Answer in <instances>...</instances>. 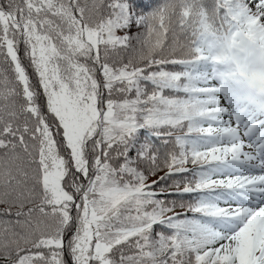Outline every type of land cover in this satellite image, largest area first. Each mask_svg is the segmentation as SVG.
<instances>
[{
  "label": "snow or ice",
  "instance_id": "6c2138e0",
  "mask_svg": "<svg viewBox=\"0 0 264 264\" xmlns=\"http://www.w3.org/2000/svg\"><path fill=\"white\" fill-rule=\"evenodd\" d=\"M0 264H264V0H0Z\"/></svg>",
  "mask_w": 264,
  "mask_h": 264
}]
</instances>
